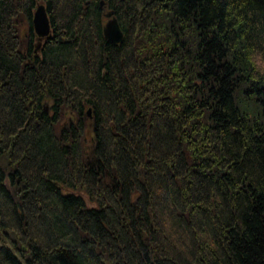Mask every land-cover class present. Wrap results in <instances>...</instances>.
I'll list each match as a JSON object with an SVG mask.
<instances>
[{
  "label": "trees",
  "instance_id": "trees-1",
  "mask_svg": "<svg viewBox=\"0 0 264 264\" xmlns=\"http://www.w3.org/2000/svg\"><path fill=\"white\" fill-rule=\"evenodd\" d=\"M0 264H264V0H0Z\"/></svg>",
  "mask_w": 264,
  "mask_h": 264
},
{
  "label": "water",
  "instance_id": "water-1",
  "mask_svg": "<svg viewBox=\"0 0 264 264\" xmlns=\"http://www.w3.org/2000/svg\"><path fill=\"white\" fill-rule=\"evenodd\" d=\"M104 2H100V6H103ZM106 22L103 26V36L108 41L119 44L123 41V32L120 28V25L114 16L112 11L105 13ZM34 32L39 41H43L46 38H49L51 33L49 19L46 13L45 6L39 4L36 7V10L33 14L32 21Z\"/></svg>",
  "mask_w": 264,
  "mask_h": 264
},
{
  "label": "rangeland",
  "instance_id": "rangeland-1",
  "mask_svg": "<svg viewBox=\"0 0 264 264\" xmlns=\"http://www.w3.org/2000/svg\"><path fill=\"white\" fill-rule=\"evenodd\" d=\"M105 24V23H104Z\"/></svg>",
  "mask_w": 264,
  "mask_h": 264
}]
</instances>
